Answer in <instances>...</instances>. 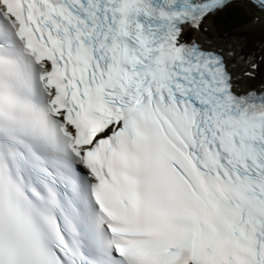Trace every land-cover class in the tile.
Masks as SVG:
<instances>
[{"label":"snow or ice","instance_id":"obj_1","mask_svg":"<svg viewBox=\"0 0 264 264\" xmlns=\"http://www.w3.org/2000/svg\"><path fill=\"white\" fill-rule=\"evenodd\" d=\"M229 3L0 0V264H264V76L209 34Z\"/></svg>","mask_w":264,"mask_h":264},{"label":"bare ground","instance_id":"obj_2","mask_svg":"<svg viewBox=\"0 0 264 264\" xmlns=\"http://www.w3.org/2000/svg\"><path fill=\"white\" fill-rule=\"evenodd\" d=\"M217 19L218 17H213L208 21L207 26L209 28V34L212 37L232 44L237 55L247 54L248 56V54H255L257 60L261 59L264 54V31H261L258 26L252 23L248 27L236 31L234 35L230 37L229 35H221V33L216 30ZM251 48L252 50H250ZM240 67H243V63L240 64Z\"/></svg>","mask_w":264,"mask_h":264},{"label":"rangeland","instance_id":"obj_3","mask_svg":"<svg viewBox=\"0 0 264 264\" xmlns=\"http://www.w3.org/2000/svg\"><path fill=\"white\" fill-rule=\"evenodd\" d=\"M236 5H240V6H242L241 8L240 7H238V6H233L232 8H231V10L229 11V13H232V14H234V13H236V14H238L240 17L237 19V21H235L233 24H231L226 30H228L229 32L231 31L232 33H227V32H225L224 30H222V29H220V28H218V26L216 27V30L219 32V33H221V35H229V37L230 36H232V35H234V33L236 32V31H239L240 29H243V28H246V27H248L249 25H251L252 23H253V19H252V21L250 22V23H248V24H244L245 23V18L246 17H248V16H250V14L254 17L255 15H256V12L255 11H253V10H250L249 8H247L246 7V5H243V4H236ZM247 8V9H246ZM248 10H250V12L251 13H249V11ZM225 12H227V10H224L222 13H221V15L218 17V20L223 16V14L225 13ZM228 14V13H227ZM226 14V15H227ZM248 22V21H247ZM234 28H236V29H234ZM262 57H264V54L262 55ZM264 62V59H261L260 61H258V63L260 64L261 62ZM262 65L260 64V72L258 73V77H260V76H264V71L262 70ZM259 78L256 80V81H254L253 83H255V84H259Z\"/></svg>","mask_w":264,"mask_h":264},{"label":"trees","instance_id":"obj_4","mask_svg":"<svg viewBox=\"0 0 264 264\" xmlns=\"http://www.w3.org/2000/svg\"><path fill=\"white\" fill-rule=\"evenodd\" d=\"M238 18L239 16L236 13L229 15L227 14L225 17H223L222 28H224L225 24L229 26L230 23L234 22ZM247 20H250V18H247Z\"/></svg>","mask_w":264,"mask_h":264}]
</instances>
